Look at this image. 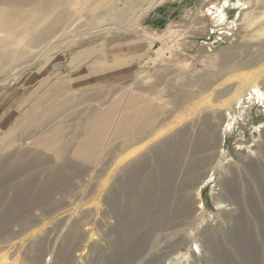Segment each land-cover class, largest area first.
Listing matches in <instances>:
<instances>
[{"label": "rangeland", "instance_id": "rangeland-1", "mask_svg": "<svg viewBox=\"0 0 264 264\" xmlns=\"http://www.w3.org/2000/svg\"><path fill=\"white\" fill-rule=\"evenodd\" d=\"M6 1L0 89L86 48L145 49L130 79L0 133V264H264V0H122L102 19L98 0Z\"/></svg>", "mask_w": 264, "mask_h": 264}, {"label": "crops", "instance_id": "crops-1", "mask_svg": "<svg viewBox=\"0 0 264 264\" xmlns=\"http://www.w3.org/2000/svg\"><path fill=\"white\" fill-rule=\"evenodd\" d=\"M144 49V43L129 40L106 44L104 49H83L70 59L66 72L52 82L44 77L50 74L55 61L42 63L23 88L0 89V133L11 132L15 116L20 115L18 122L27 119L30 114L25 111L27 105H32L30 110H34L71 89L91 90L130 79L134 63L139 62ZM21 115H25L24 118Z\"/></svg>", "mask_w": 264, "mask_h": 264}, {"label": "bare ground", "instance_id": "bare-ground-1", "mask_svg": "<svg viewBox=\"0 0 264 264\" xmlns=\"http://www.w3.org/2000/svg\"><path fill=\"white\" fill-rule=\"evenodd\" d=\"M6 1V0H5ZM27 0H7L6 1V4L7 3H12V4H14V5H18V7H20L22 4H24L25 2H26ZM87 1H89V0H86L85 2H87ZM122 0H98V2H100V4H101V6H103V10L104 11H100V12H98L97 14H96V16H97V18H100V19H102L104 16V14L107 12V11H109V10H111V9H113L114 7H117L118 6V4L121 2ZM24 2V3H23ZM95 8H97V7H93V8H90V10L91 9H95ZM99 8V7H98ZM96 10V9H95ZM38 11V10H37ZM36 11V12H37ZM92 11V10H91ZM77 15V14H76ZM37 16V15H36ZM41 17V16H40ZM12 19V18H11ZM99 19V20H100ZM39 21L37 20V19H35V18H31L28 22H26L24 25H23V27H22V35L25 33H27V31H29V29H31V27H34V26H37V23H38ZM59 23V17H57V18H55L54 19V21L51 23V25L50 26H48V27H46L45 29H43L42 30V32H44V31H50V30H52L51 28H54L55 27V25H57L58 23ZM99 22H101V21H99ZM2 25L4 26V27H6L7 29H11V28H13V27H11L12 26V23L9 21V20H2ZM61 26V25H60ZM111 29V28H110ZM39 39V38H38ZM32 41H36V37L34 36L33 38H32ZM33 42V43H34ZM9 55V54H8ZM251 92L253 93V94H255L258 98H262L264 95V92H262L260 89H259V86L256 84V83H254L253 85H252V89H251ZM199 104V103H198ZM201 105V104H200ZM148 114H150V112L148 113ZM132 118V117H131ZM134 119L136 120L135 122H137V124H139V128L136 130V132H135V135H137L138 133H139V131L140 132H142V130L144 131V129L146 130V122H147V120H145V116H143L142 115V112H140V111H136V113H135V115H134V117H133V121L130 119V120H128V121H125L124 123H123V130H124V128H126V127H128V128H130V126H131V124H133V122H134ZM238 119V118H237ZM235 121H236V119H235ZM99 125H101V123H97V125H95V127L94 128H96L97 130H94V133H93V131H92V135L90 136V137H92V138H94V141L95 140H98V138L100 137V127L101 126H99ZM140 134V133H139ZM95 135V136H94ZM221 135H223V128H222V130H221ZM89 137V138H90ZM96 137V138H95ZM94 141H92L93 143L92 144H90V143H87V141L86 142H83V144L82 145H80V147H81V149L79 150V149H77V152L75 153L76 155H78V156H88L89 157V155H91L92 154V152H91V150H93V146H94ZM91 146H92V148H91Z\"/></svg>", "mask_w": 264, "mask_h": 264}]
</instances>
